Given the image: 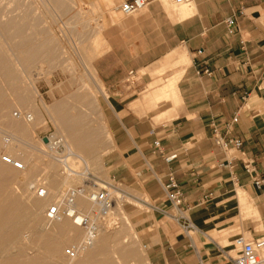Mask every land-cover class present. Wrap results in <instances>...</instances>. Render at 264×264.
Instances as JSON below:
<instances>
[{
    "label": "crops",
    "instance_id": "0c3cea01",
    "mask_svg": "<svg viewBox=\"0 0 264 264\" xmlns=\"http://www.w3.org/2000/svg\"><path fill=\"white\" fill-rule=\"evenodd\" d=\"M129 1L90 0L107 12L92 70L108 97L107 136L90 160L98 158L101 179L143 208L127 203L152 264H235L209 235L239 189L264 222V186L257 189L244 167L252 163L264 180V0H191L185 15L171 10L172 0H155L125 16L119 7ZM170 80L175 115L170 101L153 95ZM61 92L70 90L52 96ZM215 129L242 147L223 151ZM171 155L177 158L166 163ZM229 161L232 168L220 167ZM170 174L185 197L178 209L163 190Z\"/></svg>",
    "mask_w": 264,
    "mask_h": 264
},
{
    "label": "rangeland",
    "instance_id": "374dc122",
    "mask_svg": "<svg viewBox=\"0 0 264 264\" xmlns=\"http://www.w3.org/2000/svg\"><path fill=\"white\" fill-rule=\"evenodd\" d=\"M163 2L166 5L170 3L169 0ZM172 6H170L172 7L171 10L179 13L181 9L185 7L188 10L191 9L188 6H177L174 2L172 3ZM105 14H107V12L100 10L98 4H96V2H90V0H0V61L6 63L5 59L8 56L9 58L6 59L8 60V63L6 64H9L8 68H12L10 69L12 73L14 72L13 74L17 75H13V77H15V80H18L17 78L22 80H18L19 84L16 82L19 85L17 86L19 88H17L15 87L17 84L14 86L12 80L10 81V79H7L5 76L3 77L6 79L2 77L3 74L1 75V73H4V71L3 69H0L2 70L0 71V89H2V93L4 94L3 98L5 97V99H3L4 102L2 101V103L7 104L6 107L4 104L0 107V163H3L1 158L3 155H9L14 159L22 160L23 158L27 160L25 162L22 160L27 167L26 171H17L12 166L8 165V167H6L9 168L11 176L5 177L1 173V180L5 184L2 195L3 197L4 195L6 197L2 198L3 200L6 199L5 202L9 201V203L13 200H17L21 203L25 200L24 202L26 203L24 204L23 202L21 205L24 207L23 209L26 208L25 210L27 213L23 210L24 213H22L24 214V218L26 215H28V218L26 217L27 222L24 219V223H21L20 227L22 226L24 230L20 228V231L22 230L21 234L24 233L28 235L29 233V235H31V242L26 245L31 246L32 244V246L37 247L38 250L36 251H38V253L35 252V254H38V257H40L39 262L41 264L45 262H48L49 264H68L71 261H68L65 257V250L72 244L78 243V240L81 241L83 238V232L80 229L79 238L76 240L77 242L74 241L75 243L70 240L71 237L59 238L52 235V240L59 244L60 255L55 257L50 254L47 255V257L44 253L45 251L42 250L43 248L41 249V247L48 242L45 241L46 239L49 240V236H44V230L49 224L45 218L46 207L48 204L43 207V210H41L42 212L39 214L38 220L35 216H31L30 214L32 210L30 206V209L26 206L36 200L40 201L41 204H46V202L35 197L34 193L28 189V184L33 183L39 178L47 183L51 189L54 191L60 189V192H64L69 187L83 184V180H80L79 178H71L69 181L64 179L61 175V166L55 160L58 154H53V151H51L46 145L47 143L45 142V139L48 140L51 137L55 141H58V138H60L58 127L55 126L52 120V111L55 109H52V107L65 104L68 109H70V116H74L82 110L85 111L80 113L83 115L82 122L80 121V123H82L81 125L84 126L86 131L88 130V132H90V142L92 147L91 155H95L98 152L99 137L103 138L107 136V126L105 117L103 116V89L98 81L97 83L95 82L92 72L94 59L103 51V42H101V38L102 31L107 24ZM109 14H111V17H115L116 15L115 13ZM8 22L10 24H8ZM7 24L8 26L5 28V25ZM11 24L18 28V30H16ZM15 30L17 33H14ZM27 37L35 43L36 46H33L34 44L32 45L31 41L29 42L26 40L28 39ZM22 39L23 41L26 40L27 44L30 43L33 48L35 47L34 49L38 48L37 45H39V48H43L44 45L46 46L44 47V51L38 48L40 51H43L39 52L40 55L38 54L39 58H37V62L40 63L33 62L31 63L34 64L33 66L29 65V63H24L22 59L23 56L21 55H23L25 51H22V54L21 51V53H18L17 50H20V48L21 50H24L27 47H31V45L24 47L20 44L23 42L21 41ZM22 44L26 45L25 42ZM48 44L51 46H48ZM41 45L43 46L40 47ZM47 47L48 49L51 47L50 51ZM28 50L30 49H26L27 52L24 55L29 52ZM44 52L47 56L50 54V59L42 55ZM41 55L44 58H42ZM40 60L43 61L41 62ZM20 62H22V64H20ZM163 80H165V78L160 79V84L162 85L165 83ZM10 84L11 86L13 85L14 88L11 87ZM61 89H69L70 93L61 92L62 97L55 99L52 96L53 92L55 90L61 91ZM19 94L25 95L26 103H21V101L18 100L17 95ZM81 97H84V99ZM88 97L91 98V100L96 99V104L98 102L99 106L95 105V108L92 107L91 109H87L86 98ZM103 98L107 100L108 97L104 96ZM160 100L170 101L173 104L174 109L171 113H173L172 115H175L178 102L174 99V96H168V98L159 99V101ZM7 107H10V110L5 109ZM48 108L52 110H49ZM77 110H80V112ZM14 112L29 113V115L34 114L33 117L35 119L38 118V120L33 118L34 122L38 123L39 121V123L36 124L33 122L35 125H32L34 127H32L31 130L30 127L29 129L27 128L28 125L21 120H18L22 122V124L21 122L19 123L23 126V129L25 128L24 130L26 132L21 134L10 125L18 122L13 116ZM35 113L37 115H35ZM167 119H171V116ZM7 141H10L12 144L7 143ZM8 151L11 152L9 153ZM69 152L71 153L70 150ZM62 153H65L64 148L59 150V154ZM73 154L82 157L86 161L90 173L96 176L99 180L104 181L97 172L98 158L94 159L92 162L90 160V154ZM19 155L21 157H19ZM73 168L78 170V167L74 163ZM66 182L67 185L64 186V183ZM18 188L20 190H18ZM14 193H16V195ZM248 198L252 201L249 196ZM126 201L132 205L141 207L139 204L131 200L126 199ZM127 203L125 204L124 214L121 216L122 222L119 227L107 229V234L112 236L107 244L110 252H107L106 255L104 254L105 257H102V259L111 258L108 254L125 248L124 246H127L126 243L129 242L128 244H131L130 247L133 248L137 259H128L126 264H152L140 235L136 231V225L131 220V216L128 213V208L132 206H127ZM79 204L81 207L83 206L84 209H89V205L86 202H79ZM28 209L30 211H28ZM242 210L243 209L238 203V199L236 197L235 199L232 198L228 205V217L217 218L213 222V232L209 235L211 239H215L216 244L221 245V249L227 254V256L231 255L233 258H236L237 256L232 244L233 238L235 239L241 235L248 239L264 237V222L255 215L257 212L253 203L246 211ZM252 210L254 212H252ZM249 213L250 215H247ZM216 223H218L217 227H215ZM65 224L71 226L70 228L78 229L74 227L69 220H65ZM34 235H36V237H34ZM112 240L114 242H112ZM35 242L36 246L34 245ZM39 244L42 246L39 247ZM26 245H22V248L27 249ZM16 251L15 247L11 249V252ZM31 256H33V254ZM137 260L143 261L139 262Z\"/></svg>",
    "mask_w": 264,
    "mask_h": 264
},
{
    "label": "bare ground",
    "instance_id": "6f19581e",
    "mask_svg": "<svg viewBox=\"0 0 264 264\" xmlns=\"http://www.w3.org/2000/svg\"><path fill=\"white\" fill-rule=\"evenodd\" d=\"M20 6V5H19ZM185 6H187V5H185ZM172 7H174V6H172ZM171 7V8H172ZM8 8V7H7ZM19 8V7H18ZM174 9V8H173ZM190 10V9H189ZM186 7L185 8H183V9H181V11H180V13L182 14V15H185V14H188L187 12L189 11ZM189 12H191V11H189ZM181 15V16H182ZM13 22V21H12ZM11 22V23H12ZM8 24H10L9 22H8ZM8 24L7 25H5V28H7V26H8ZM13 27H14V25L13 24H11ZM11 26V27H12ZM9 27H10V25H9ZM14 28H16V27H14ZM8 29H11V28H8ZM7 30V29H6ZM16 30H18V28H16ZM16 30H15V32L14 33H17L16 32ZM19 30H20V28H19ZM8 31V30H7ZM21 32V31H20ZM20 32H18V33H20ZM11 35V34H10ZM20 35V34H19ZM21 35H22V33H21ZM20 35V36H21ZM15 36V35H14ZM23 36V35H22ZM11 37H13V36H11ZM19 37V36H18ZM24 37V36H23ZM22 38V37H21ZM28 38V37H27ZM26 40H28L29 42L31 41V40H29V38L28 39H26ZM26 40H24L23 41V39L21 40V41H23V42H25V44L26 45H24V44H22L23 42H21L20 44L21 45H23L24 47L25 46H30L31 44L30 43H26ZM43 41V40H42ZM32 42V41H31ZM101 42H103V40H102V38H101ZM15 43H17V42H15ZM43 43V42H42ZM46 43V42H45ZM50 43V42H49ZM34 44V45H33ZM17 45V44H16ZM19 45V44H18ZM21 45H19V46H21ZM32 45L33 46H36L35 45V43H33L32 42ZM32 45H31V47H27L26 49H30V50H28L29 52L26 54V55H24L27 51H26V49H24V50H21V48H20V50H17V49H19V48H17L16 50H17V52L18 53H21L22 51L24 52L25 51V53L23 54V52H22V54L23 55H21V56H23L22 57V59H23V61H24V63H26V64H28L29 63V65H34V64H31V63H33V62H37L38 61V59L37 58H39V56H38V54L40 55V53L39 52H43L44 51V47H46L45 45L43 46V45H41L40 47H42L43 46V48H39V45H37L38 46V48L39 49H42L43 51H40L37 47V49H34L33 47H32ZM104 45V44H103ZM48 46H51V45H49L48 44ZM16 47H18V46H16ZM15 47V48H16ZM50 49H51V47H49ZM23 49V48H22ZM47 49H48V47H47ZM50 49H48L49 51H50ZM47 50V51H48ZM52 50H53V48H52ZM21 51V52H20ZM45 52H46V50H45ZM44 52V53H45ZM44 53L42 54L44 57L46 56V57H48L49 58V53H47V54H49L48 56L46 55V53H45V55H44ZM8 55V54H7ZM41 55V56H42ZM42 56V58H44ZM54 56V55H53ZM1 57H2V55H1ZM4 57V56H3ZM6 57V56H5ZM51 57V56H50ZM9 57L7 56V58L6 59H8ZM5 59V61H6V63H8L7 61L8 60H6ZM18 59H20V58H18ZM47 59V58H46ZM50 59V58H49ZM0 60H1V58H0ZM41 62L43 61V60H40ZM89 62V61H88ZM5 62H3V61H0V69H3V71H4V73L2 72L1 73V75H2V77L3 76H5L7 79H10V81L12 80L13 82H12V84L15 86V84H17L19 81L18 80H21V79H19V78H17L18 80H15V77H13V75H15V74H13L12 73V71L10 70V69H12V68H8V66H9V64H6ZM37 63H40V62H37ZM20 64H22V62H20ZM46 64V63H45ZM31 66V67H32ZM26 67V66H25ZM26 68H28V67H26ZM0 71H2V70H0ZM93 72V71H92ZM17 74H19V73H17ZM15 76H17V75H15ZM21 76V75H20ZM5 77H3L4 79H6ZM19 77V76H18ZM93 78H94V80H95V82L97 83V78L95 77V74L93 73ZM22 81V80H21ZM17 82V83H16ZM24 83V82H23ZM99 83V82H98ZM9 84V83H8ZM19 84V83H18ZM16 85L15 87H17V86H19V85ZM13 85L11 86V84H10V86L11 87H13ZM61 86V85H60ZM14 88V87H13ZM17 88H19V87H17ZM17 90V89H16ZM153 95L159 100V99H163V98H168V96H176L177 95V90H176V82L174 81V80H170V81H168V83L165 85V86H163L160 90H158V91H156V92H154L153 93ZM3 96H4V94L2 93V89H0V107L2 106V104H4V103H2V101H3V99H5V97L3 98ZM18 97V100H20L21 101V103H26L27 101L25 100V98L26 97H24L25 95H22V94H19V95H17ZM27 99H29V98H27ZM87 99V101H86V103H87V109H91L92 107H94L95 105H98V102H97V104H96V99H92L91 100V98H86ZM176 100V99H175ZM19 101V102H20ZM26 101V102H25ZM4 102V101H3ZM29 103V102H28ZM84 103V102H83ZM5 105V107L7 106V104H4ZM55 105V104H54ZM99 106V105H98ZM4 107V106H3ZM55 108V109H54ZM83 108V107H82ZM85 108V107H84ZM95 108V107H94ZM3 109V108H2ZM5 109H9L10 110V107H7V108H5ZM49 109V108H48ZM52 109H54V111H52V116H53V123L55 124V126H57L58 127V130H59V137L60 138H58L59 140H58V142L57 143H54V139L53 138H51L48 142H47V147L48 148H50V150L51 151H53V154H56L57 152H56V149H58L59 148V146H61V145H63L65 148H66V151L67 152H69V150L71 151V154H73V153H87L88 154V152L90 151V150H92V147H91V142H90V132H88V130L86 131L85 129H84V126H82L81 124L82 123H80V121L82 122V117H83V115L82 114H80L81 112H85V111H81L80 112V110H77V111H79L80 113H77L76 115H74V116H70V114H69V110L70 109H68V107L65 105V104H62V105H58V106H54V107H52ZM52 109H49V110H52ZM76 109V108H75ZM30 110V109H29ZM14 111V110H13ZM33 111V110H32ZM34 112V111H33ZM17 114H19L18 112H14V118L15 119H17L16 121H18V120H21L22 122H24L26 125H28L27 126V128L29 129V127H30V129L32 130V127H34V126H32V125H35L34 123H36V122H34V120H33V116H34V114H30V116L32 117V120L31 121H28L26 118H27V116L29 115V113L28 114H26V113H20L21 114V117L20 118H18L16 115ZM35 115H37L36 113H35ZM37 117V116H36ZM35 119V118H34ZM35 120H38V118H36ZM21 121H18V122H16V123H12V124H10V125H12V127L13 128H15V130H17V132H19V133H21V134H24V132H25V128L23 129V126H21V124H22V122ZM14 122V121H13ZM19 122H21V124L19 123ZM34 122V123H33ZM38 123H39V121H38ZM38 123H36V124H38ZM9 125V126H10ZM11 127V128H12ZM36 127V126H35ZM27 131V130H26ZM28 132H29V130H28ZM31 132V131H30ZM26 133V132H25ZM7 143H10V141H7ZM10 144H12V143H10ZM9 144V145H10ZM8 145V144H7ZM9 147V146H8ZM7 148V147H6ZM10 148V147H9ZM0 151H1V148H0ZM9 153L11 152V151H8ZM55 152V153H54ZM70 153V152H69ZM8 154V153H7ZM2 156V155H1ZM18 157V156H17ZM19 157H21L20 155H19ZM2 158V157H1ZM17 160H20V161H27L26 159H23L22 158V160L21 159H17ZM22 161V162H23ZM3 162V161H2ZM4 163V162H3ZM3 163H0V264H41L40 262H39V259H40V257H38V254H35V252L36 253H38V251H36V250H38L37 249V247H34V246H32V244H31V246H27L28 244L27 243H30L31 242V235H29V233H28V235L27 234H24V233H22L21 234V232H22V230H24V228H22V226L20 227V225H21V223L23 222L24 223V219L26 220V222H27V216L28 215H26V217L24 218V212L23 211H25L26 212V208L25 209H23L24 207H22V205H21V203H23L25 200H23V202H18L17 200H13L12 202H10L9 203V201H6L5 202V200H3V198L5 197V195H4V197H3V191H4V183H3V181L1 180V173L3 174V176H11L10 174H11V172H10V170H9V168H7L8 167V165L7 164H3ZM27 163V162H26ZM3 164V165H2ZM24 164V163H23ZM25 165V164H24ZM7 166V167H6ZM25 167H26V165H25ZM70 167L71 168H73V163H71L70 164ZM27 168V167H26ZM15 169V168H14ZM74 170H76L75 168H73ZM16 170V169H15ZM17 171H19V170H17ZM24 171H26V169L24 170ZM24 171H21V172H24ZM61 175L64 177V179L66 180V181H69V179H71V178H79L80 180H83L82 178H80V177H77V176H75V177H73L71 174H65L64 173V169L61 167ZM7 180V179H6ZM39 181H41V182H44V181H42L41 179H37L36 181H34L33 183H31V184H28V189L29 190H31V187L33 186V185H36V183H38ZM45 183V182H44ZM46 184V186H47V189H48V192H49V195H48V197L47 198H44V199H41V198H38V199H41V200H43V201H45L46 202V204H41L40 203V201H38V200H36L35 202H32L30 205H28V206H26V207H28L29 208V206H30V208H31V210H32V212H31V216H35V218L38 220V216H39V214L42 212L41 210H43V207H45L47 204V207H46V209L48 208V206L51 204V203H53L63 192H60V189L58 190V191H54L53 189H51V187L47 184V183H45ZM65 185H67V182L66 183H64V186ZM80 186V185H79ZM17 187H19V186H17ZM75 187H77V186H75ZM70 188H73V187H69L68 189H70ZM16 189V188H15ZM50 189V190H49ZM18 190H20L19 188H18ZM23 190V189H22ZM15 195H16V193H14ZM3 197V198H2ZM8 197V196H7ZM6 198V197H5ZM9 198H11V197H9ZM8 199V198H7ZM20 199V198H19ZM79 202H86L88 205H89V209H84L83 208V206L81 207L80 206V204H79ZM26 202H24V204H25ZM238 203L240 204V207L244 210V211H246L249 207H251L252 206V201H250L249 200V198L247 197V195H246V193L243 191V190H241V189H239L238 190ZM27 205V204H26ZM82 205V204H81ZM76 206H77V208L80 210V211H89V210H91L92 209V205L88 202V201H86L85 200V198L83 199V198H79L78 200H77V204H76ZM29 208V209H30ZM88 208V207H87ZM28 209V211H30ZM23 210V211H22ZM45 210V209H44ZM242 210V211H243ZM251 210V209H250ZM23 212V213H22ZM248 212V211H247ZM246 212V213H247ZM252 212H254L253 210H252ZM27 213V212H26ZM30 213V212H29ZM247 215H250V213L249 214H247ZM255 215H259V214H255ZM30 216V217H31ZM34 218V217H33ZM65 220H69V219H64V220H62L61 222H56V223H50L49 221H48V226H46V228H45V230H44V233H45V235L44 236H49V240H47L46 239V237H45V241H48V242H46L45 244H43V247H41V249L42 250H44L45 252V255L47 256V255H52V256H55V257H58L59 255H60V253H59V251H60V248H59V244L58 243H56L55 241H53L52 240V238H51V236L52 235H55L56 237H61V238H64V237H71V239L70 240H72L73 242L75 241V242H77L76 240H78V236H79V231L80 230H82V235H83V238L81 239V241H79L78 240V243H75V244H82V242H83V240H84V237H85V232H84V230L82 229V228H80V227H78V226H76V225H74L73 223H72V221L71 220H69L71 223H72V225L74 226V227H76V228H78V229H75V228H70L71 226H67L66 224H65ZM26 224V223H25ZM24 224V225H25ZM68 224V223H67ZM23 225V224H22ZM20 228H22V230L20 231ZM80 229V230H79ZM28 231V230H27ZM24 232V231H23ZM26 232V231H25ZM107 232H108V230H104V231H102L101 233H100V235H99V237L97 238V240L93 243V245H91L90 247H88V248H86V249H83V252L82 253H80V255L78 256V258L77 259H74V260H69L67 257H66V255H65V257L68 259V261H71V262H69L68 264H126V261H128V259H132V260H136L137 258V256L135 255V252H134V250H133V248L132 247H130L131 246V244H128V243H126L127 244V246H124L125 248H123V249H120V250H117V251H113V252H111V254H108V255H110L109 257H111V258H108V259H102V257H105L104 256V254L106 255L107 254V252H110V249L107 247V244H108V241L111 239V237L112 236H110L109 234H107ZM33 233V232H32ZM35 233V232H34ZM81 233V232H80ZM36 234V233H35ZM81 236V235H80ZM114 236V235H113ZM32 237H33V235H32ZM34 237H36V235H34ZM33 239H36V238H33ZM113 239V238H112ZM125 242H127L126 240H124ZM34 242V241H33ZM32 242V243H33ZM112 242H114L113 240H112ZM26 245V247H27V249H24V248H22V245ZM34 245L36 246V242L34 243ZM112 245V244H111ZM39 247L40 246H42L41 244H39L38 245ZM15 247V249L17 250L16 252H11V249H13ZM17 247V248H16ZM33 247V248H32ZM23 249H24V251H23ZM26 250V251H25ZM66 251V250H65ZM33 254V256H31ZM43 254V253H42ZM65 254V253H64ZM58 255V256H57ZM103 255V256H102ZM136 256V257H135ZM48 257V256H47ZM46 257V258H47ZM98 257H101V258H98ZM107 257V256H106ZM137 261H139V262H142L141 260H137ZM146 262H147V260H146ZM43 264H49L48 262H45V263H43Z\"/></svg>",
    "mask_w": 264,
    "mask_h": 264
},
{
    "label": "built area",
    "instance_id": "2783aa9c",
    "mask_svg": "<svg viewBox=\"0 0 264 264\" xmlns=\"http://www.w3.org/2000/svg\"><path fill=\"white\" fill-rule=\"evenodd\" d=\"M155 0H131L120 5L119 10L125 16L136 14L146 9ZM177 6L190 5L191 0H172ZM229 31L233 32L235 20L227 21ZM200 75L201 72H198ZM202 74L210 76L212 73L206 69ZM132 76V75H131ZM18 118L21 114L16 115ZM32 120L30 115L26 118ZM237 117L234 118V123L237 122ZM215 144L223 151L230 148L240 149L242 142L236 139H226L215 129ZM51 139V137H50ZM48 139V141L50 140ZM58 141H54L57 143ZM49 143V142H48ZM155 147L159 148V142H155ZM61 148L65 149V153L59 154ZM58 156L56 162L64 169L65 174H71L83 179L82 185L66 189L53 203H51L46 212L45 218L50 223L61 222L64 219H69L72 223L85 232V237L82 244H72L65 251V255L69 260L77 259L83 249L93 245L100 233L107 229L117 228L121 224V216L124 214V207L127 203V195L122 188L113 183L99 180L96 176L90 173L86 161L75 154L66 151V148L61 145L56 149ZM177 158V155L165 157L166 163H171ZM2 161L19 171L26 169L22 161L14 159L9 155H3ZM74 163L78 170L70 167ZM233 162L229 161L226 164H221V168H232ZM245 171L252 178V182L257 189L264 186V180L257 176V173L252 163H244ZM166 199L171 205L178 209L185 204V197L179 185L175 181L173 174L169 176V183L163 185ZM31 191L37 198H47L49 195L47 186L44 182L39 181L31 187ZM79 198H85L92 205L89 211H80L76 204ZM233 248L237 253L234 259L235 264H264V237L257 239H248L241 235L234 239Z\"/></svg>",
    "mask_w": 264,
    "mask_h": 264
},
{
    "label": "water",
    "instance_id": "95a60500",
    "mask_svg": "<svg viewBox=\"0 0 264 264\" xmlns=\"http://www.w3.org/2000/svg\"><path fill=\"white\" fill-rule=\"evenodd\" d=\"M45 142L47 143V142H48V140H47V139H45Z\"/></svg>",
    "mask_w": 264,
    "mask_h": 264
}]
</instances>
